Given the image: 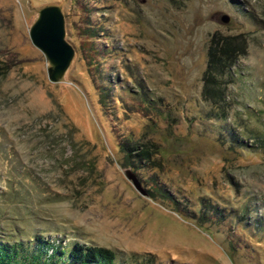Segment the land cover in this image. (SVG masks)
<instances>
[{"label": "rangeland", "instance_id": "rangeland-1", "mask_svg": "<svg viewBox=\"0 0 264 264\" xmlns=\"http://www.w3.org/2000/svg\"><path fill=\"white\" fill-rule=\"evenodd\" d=\"M51 5L74 49L56 82L29 37ZM2 235L119 264H264V0H0Z\"/></svg>", "mask_w": 264, "mask_h": 264}, {"label": "trees", "instance_id": "trees-1", "mask_svg": "<svg viewBox=\"0 0 264 264\" xmlns=\"http://www.w3.org/2000/svg\"><path fill=\"white\" fill-rule=\"evenodd\" d=\"M232 43L230 39H225L222 47L217 43L210 46L207 67L203 73V97L207 101L224 102L227 92L222 85L228 82L230 69L237 56ZM224 108V105L220 107L222 112ZM35 238L36 235L28 237V241L0 236V264H119L114 251L105 247H91L79 242L66 246L41 241V247L35 248ZM42 248L47 251L50 248V254Z\"/></svg>", "mask_w": 264, "mask_h": 264}, {"label": "water", "instance_id": "water-1", "mask_svg": "<svg viewBox=\"0 0 264 264\" xmlns=\"http://www.w3.org/2000/svg\"><path fill=\"white\" fill-rule=\"evenodd\" d=\"M221 21L227 23L229 16L223 14ZM29 37L34 46L42 51L52 64L48 69L49 80L58 81L74 55L73 47L65 40L64 14L61 8L55 5L42 8L29 30ZM126 174L134 186L145 194L136 177L130 171H126Z\"/></svg>", "mask_w": 264, "mask_h": 264}]
</instances>
